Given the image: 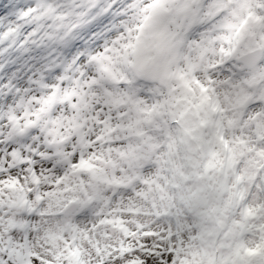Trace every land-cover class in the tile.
Returning <instances> with one entry per match:
<instances>
[{"label":"rangeland","instance_id":"374dc122","mask_svg":"<svg viewBox=\"0 0 264 264\" xmlns=\"http://www.w3.org/2000/svg\"><path fill=\"white\" fill-rule=\"evenodd\" d=\"M228 1L0 0V264H264V22Z\"/></svg>","mask_w":264,"mask_h":264},{"label":"bare ground","instance_id":"6f19581e","mask_svg":"<svg viewBox=\"0 0 264 264\" xmlns=\"http://www.w3.org/2000/svg\"><path fill=\"white\" fill-rule=\"evenodd\" d=\"M230 6H228V5H226V10H227V12H228V19H230V18H232L234 21H236V20H239V22H241V25L243 26L244 24H243V21L245 20V19H248L247 17H249V18H251L252 20H250L251 22H249V23H247V24H245L244 26V28L243 27H241L240 29H239V31H242V35H243V39L244 40H247L246 39V34H247V32H246V29L245 28H248L249 26H253V31H254V28L255 29H257V31L259 30V27H260V25H261V23L260 22H258L257 21V23L256 22H253V20H255V18H257V17H261L260 19H262L263 20V22H264V14H263V8L262 7H259V6H257L256 5V7H255V4H256V1L255 0H236V1H228L227 2ZM260 3H263L264 4V0H262V2H260ZM258 4V3H257ZM248 7L249 8H253L254 7V9L256 10V12H254L253 11V14H250L249 12H248ZM234 9V10H233ZM233 10V11H232ZM243 11V12H242ZM262 12V13H260V12ZM241 12H242V16H243V20H242V18H241V16H240V14H241ZM232 20V21H233ZM231 26L233 25V23H231L230 24ZM263 25H261V27H262ZM257 27V28H256ZM233 28L232 27H230V31L228 32V34H231L232 35V33H233V30H232ZM247 35H251V34H247ZM261 34H257V38H258V40H259V43L261 42V40H262V35L260 36ZM251 36H253V34L251 35ZM252 38V37H251ZM78 96V98H79V94L77 95ZM107 108L108 109H111V112H112V108H111V106L110 105H107Z\"/></svg>","mask_w":264,"mask_h":264},{"label":"water","instance_id":"95a60500","mask_svg":"<svg viewBox=\"0 0 264 264\" xmlns=\"http://www.w3.org/2000/svg\"><path fill=\"white\" fill-rule=\"evenodd\" d=\"M264 59V52L262 49H257L252 52L243 54L239 57V64L243 66L244 69L248 71L255 72L258 66ZM79 208V204L75 203L69 206L64 212L63 216L65 218L71 217Z\"/></svg>","mask_w":264,"mask_h":264}]
</instances>
